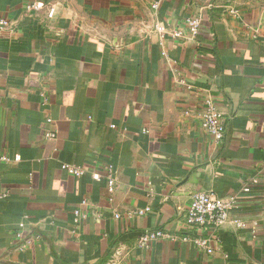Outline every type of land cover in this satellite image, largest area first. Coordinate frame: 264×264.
Returning <instances> with one entry per match:
<instances>
[{"label": "crops", "instance_id": "crops-1", "mask_svg": "<svg viewBox=\"0 0 264 264\" xmlns=\"http://www.w3.org/2000/svg\"><path fill=\"white\" fill-rule=\"evenodd\" d=\"M0 15V264H264V0H0ZM190 17L198 37L172 39ZM206 99L219 149L199 128ZM195 192L235 197L244 227L214 232L212 255L136 248L148 230L181 236Z\"/></svg>", "mask_w": 264, "mask_h": 264}, {"label": "built area", "instance_id": "built-area-1", "mask_svg": "<svg viewBox=\"0 0 264 264\" xmlns=\"http://www.w3.org/2000/svg\"><path fill=\"white\" fill-rule=\"evenodd\" d=\"M158 3H153L152 8L156 9ZM39 9V6L26 5L25 11L30 13ZM230 14L236 16L235 11H229ZM200 20L196 17H190L184 19L182 26L177 27L169 36L174 39H182L184 35H187L192 40H195L200 33ZM11 21L0 15V30H6L10 28ZM186 32L185 34L183 32ZM43 97V96H42ZM198 124L200 130L210 140L214 149L221 147L224 134H225V121L222 118V114L216 108L214 102L211 99H206L203 106L198 113ZM113 126H111L112 128ZM57 134L55 132L46 131L44 139L48 141H55ZM60 170L68 175L74 177H80L84 174L81 167L75 165L62 164ZM94 179H98V175L93 176ZM102 178L105 183V190L107 194V200L109 203L114 201V195L117 190V176L113 166H107L103 172ZM256 183V181H253ZM247 192V189L244 190ZM1 196L0 199H3ZM82 206H86V202L82 201ZM239 210V205L235 197L219 198L212 193L206 192H195L191 194L189 203L184 214V225L185 231L181 236L169 234L161 229L159 230H148L141 234L135 244L138 249H148L158 240H166L172 243L182 242L191 244L195 249L202 251L207 255H212L219 245V240L214 232L223 228L226 224L231 225L235 228H243L244 223L241 218L237 215L236 211ZM150 211L149 208L136 210L133 214L136 216L146 215ZM236 213V214H235ZM74 221L78 222L80 219H84L80 215L78 210L73 212ZM116 219L117 215L114 216ZM206 231L208 235L202 236V233ZM18 242L16 251H23L29 244V239L23 240L21 234L16 235ZM37 239V236H35ZM117 255V253L115 254ZM115 255L108 264H117L115 262Z\"/></svg>", "mask_w": 264, "mask_h": 264}]
</instances>
